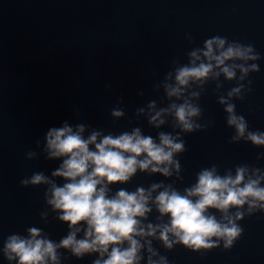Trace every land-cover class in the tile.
Listing matches in <instances>:
<instances>
[{"label": "water", "instance_id": "95a60500", "mask_svg": "<svg viewBox=\"0 0 264 264\" xmlns=\"http://www.w3.org/2000/svg\"><path fill=\"white\" fill-rule=\"evenodd\" d=\"M213 36L253 45L260 59L247 64L256 63L260 70L242 81L239 69L232 80L223 73L203 82L191 80L181 97H169L167 85L176 86L177 69L191 66L190 52ZM241 84L243 99L228 97ZM220 97L235 104L248 131L264 132V0H0V264H18L4 253L11 235L30 238L28 229L36 227L41 237L59 243L71 231L59 220V210L46 202L50 185L21 183L40 172L59 186L66 182L52 176L65 157L49 158L46 139L51 128L65 123L73 131L84 125V138L100 132L98 142L136 128L157 143L161 132L178 134L177 142L184 141L186 151L174 155L181 164L179 173L174 166L171 176L138 169L128 182L109 184V197L119 190H149L152 184L170 185L185 194L198 174L213 166L218 175L233 177L237 167L246 166V181L264 175V145L232 140L236 130L227 123L229 114ZM185 99L201 109L192 119L206 127L184 132L172 113L161 115L165 123L159 127L150 123L157 112ZM114 111L123 115L114 116ZM163 190L152 193L147 218H138L145 228L170 222V215L162 216L154 203ZM237 211L244 213L236 221L243 232L231 248L218 240L211 249L192 250L182 243L169 249L157 231L156 236L136 237L144 245L139 264H148L152 255L148 241L157 264H162L161 257L167 264H264V209L250 213L245 204L230 208L229 215ZM208 212L227 223L221 211ZM80 226L77 239L84 238L87 228ZM170 239L175 237L170 234ZM57 253L59 264H94L100 258L97 252L78 258L65 248Z\"/></svg>", "mask_w": 264, "mask_h": 264}, {"label": "clouds", "instance_id": "9594fccd", "mask_svg": "<svg viewBox=\"0 0 264 264\" xmlns=\"http://www.w3.org/2000/svg\"><path fill=\"white\" fill-rule=\"evenodd\" d=\"M189 55L192 58L191 66L177 69L176 86L167 85L169 97H181L191 80L203 82L210 75L218 78L221 73L232 80L236 78V69H239L242 73L239 79L242 81L249 72L260 70L256 63L247 64L248 61L260 59L254 46L237 40L229 41L227 37L213 36L206 39L203 48H197ZM228 61L245 63L228 64ZM243 87V84L234 87L228 92V97L243 99L240 96ZM191 95L198 96L199 93L193 92ZM219 102L226 105L225 111L229 114L227 123L236 130L233 141L245 138L254 145H264V132L248 131V123L243 115L236 114L235 104L229 103L224 97H220ZM163 113L174 114L178 126L187 133L206 127L193 121V117L201 114V109L187 99L181 104L173 103L170 109L157 112L151 117L150 123L156 127L164 124L165 121L160 118ZM113 115L119 117L123 113L114 111ZM77 128L78 131H73L65 123L63 127L51 128L47 132L49 158L65 157L61 166L52 172L53 177L65 179L62 186L42 172L21 181L23 185H50L45 193L46 202L53 211L59 210V220L67 222L71 231L59 243L41 237L42 230L36 227L28 229L30 238L11 235L4 248L9 261L49 264L50 260L52 264H59L57 249L65 248L78 258L86 253H99L100 258L94 264H139L143 258L140 252L144 245L136 237L156 236L157 231L160 233L158 239L169 249L174 243H182L197 251L211 249L217 246L218 240H224V247L231 248L243 232L236 221L243 219L244 213L237 211L232 216L229 215V209H240L245 204L250 213L253 209H264V187L260 186L264 175H258L256 179L248 176L246 181V166L237 167L234 177L231 173L218 175L215 166L203 169L198 174L197 183L185 189V194L170 185L152 184L149 190L143 187L135 192L119 190L114 197H109V184L128 182L138 169H150L152 173L171 176L174 166L179 173L181 164L178 159H174V155L186 151L185 143L183 140L177 142L178 134L173 136L164 132L159 133L157 143L152 136L142 135L139 128L118 136L105 135L98 142L100 132L93 131L88 138H84V125H78ZM90 145H94V150ZM254 171L259 173L260 170ZM162 187L164 190L155 196L154 203L162 216L170 215V222L162 225L149 223L145 228L138 218H147V214L152 211L149 206L152 193ZM210 208L221 211L227 223L210 214ZM82 223L87 225L83 229L84 238L77 239V233L82 231ZM170 234L175 240L170 239ZM125 242L127 247H123ZM148 245V252L156 255L151 241H148ZM152 255L148 257V264H157L152 260ZM160 259L162 264H167L165 257Z\"/></svg>", "mask_w": 264, "mask_h": 264}]
</instances>
